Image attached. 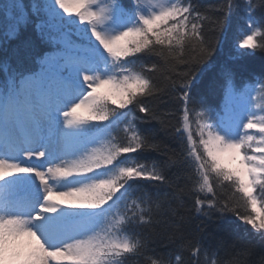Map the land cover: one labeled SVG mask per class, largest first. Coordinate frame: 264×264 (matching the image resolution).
Returning a JSON list of instances; mask_svg holds the SVG:
<instances>
[{
	"label": "snow or ice",
	"instance_id": "1",
	"mask_svg": "<svg viewBox=\"0 0 264 264\" xmlns=\"http://www.w3.org/2000/svg\"><path fill=\"white\" fill-rule=\"evenodd\" d=\"M233 7L0 0V264H221L200 234L227 214L264 239V66L249 69L264 0H246L240 38L214 65ZM153 55L163 83L138 63ZM217 85L218 109L200 92ZM163 95L174 111L159 110ZM148 151L163 159H139ZM158 238L178 250L154 259Z\"/></svg>",
	"mask_w": 264,
	"mask_h": 264
},
{
	"label": "trees",
	"instance_id": "2",
	"mask_svg": "<svg viewBox=\"0 0 264 264\" xmlns=\"http://www.w3.org/2000/svg\"><path fill=\"white\" fill-rule=\"evenodd\" d=\"M4 2H6V0H4ZM245 2L246 0H233L234 7L231 10L229 21L222 29H218L213 33L218 47V55L213 61L214 65L222 61L223 57L231 51L232 47L240 38L238 21L242 15ZM24 3L28 4L29 0H24ZM193 3L202 11H206L209 15L219 17L221 14L217 12L216 9L218 6L225 4L226 0H193ZM205 31H208L207 25L205 26ZM140 62L148 65L156 63L159 66V70L155 73H147V75L153 77L156 82L163 83L166 72L163 62L159 57L155 55L145 57L142 61H138V63ZM262 66H264V53L257 52L256 56L249 61V69L256 75H259ZM177 70H182V66H179ZM245 76L247 77L248 74L245 73ZM2 78L3 77L0 76V79ZM214 78L215 72L213 68H209L205 81L207 82ZM200 92L205 96L208 106L218 109L222 102V92L218 85L212 91H208L204 87H201ZM157 106L161 112L174 111L172 102L167 95L162 96ZM171 122L172 124H176V119H173ZM151 127L159 128V124L152 122ZM161 138L165 140V143H167L170 148H178V143L169 137H165L163 133H161ZM132 155L136 156V154ZM139 159L151 161L163 159V156L148 151L140 154ZM175 171V168L170 169L169 176H172ZM142 183L147 184V182ZM147 187L149 191H155V188L151 185ZM185 200L190 203L187 197H185ZM200 235L203 248L215 251L216 258L221 261V264H235L237 259H239L242 264H262V258H264V239H261L259 233H255L250 227L237 221L231 214H227L222 220L214 218L213 221L209 222L208 226L203 229ZM220 241L224 242L223 245L220 244ZM244 247L250 248V255H240L238 257L237 253H241ZM150 248L154 249L157 254V256L153 257L155 259L169 252H176L178 250V245L158 238L155 243L150 245ZM148 255H152V253L149 252ZM183 256L187 261L190 257V253L184 251ZM200 259L203 261L204 257L201 256ZM129 264H146V258L144 256L132 257L129 260Z\"/></svg>",
	"mask_w": 264,
	"mask_h": 264
},
{
	"label": "rangeland",
	"instance_id": "3",
	"mask_svg": "<svg viewBox=\"0 0 264 264\" xmlns=\"http://www.w3.org/2000/svg\"><path fill=\"white\" fill-rule=\"evenodd\" d=\"M248 226V225H247ZM248 227H250V226H248Z\"/></svg>",
	"mask_w": 264,
	"mask_h": 264
}]
</instances>
